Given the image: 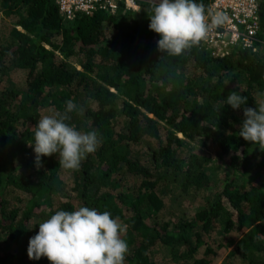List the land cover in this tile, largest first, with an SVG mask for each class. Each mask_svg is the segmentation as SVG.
Wrapping results in <instances>:
<instances>
[{
	"label": "trees",
	"instance_id": "1",
	"mask_svg": "<svg viewBox=\"0 0 264 264\" xmlns=\"http://www.w3.org/2000/svg\"><path fill=\"white\" fill-rule=\"evenodd\" d=\"M137 2L70 19L55 0H0L11 37L0 31V264H51L29 259V239L56 211L81 206L119 217L124 264H154L156 250L162 264H215L234 242L225 264H264V149L239 136L244 107L264 95V0L257 53L225 58L202 40L161 53L152 0ZM196 2L208 10L210 0ZM230 92L247 104L234 110ZM69 99L84 111L67 123L95 130L100 146L78 169L59 167L58 153L38 169L35 126ZM200 197L205 206L186 218L182 202Z\"/></svg>",
	"mask_w": 264,
	"mask_h": 264
},
{
	"label": "clouds",
	"instance_id": "2",
	"mask_svg": "<svg viewBox=\"0 0 264 264\" xmlns=\"http://www.w3.org/2000/svg\"><path fill=\"white\" fill-rule=\"evenodd\" d=\"M140 10V9H139ZM149 29L160 36L158 50L167 56H180L205 38L209 28L222 22L214 16L206 22L205 6L196 0H152ZM248 97L230 92L226 104L234 110L247 104ZM83 107L71 99L65 101L63 113L44 115L35 126L34 143L37 168L42 158L59 155V167L78 169L88 154L101 143L95 131L81 132L67 121L72 112L83 114ZM239 136L264 149V103L244 107ZM125 227L109 211L81 206L75 211L58 210L39 224L37 234L29 239L28 257H46L51 264H124L129 251L121 238Z\"/></svg>",
	"mask_w": 264,
	"mask_h": 264
},
{
	"label": "built area",
	"instance_id": "3",
	"mask_svg": "<svg viewBox=\"0 0 264 264\" xmlns=\"http://www.w3.org/2000/svg\"><path fill=\"white\" fill-rule=\"evenodd\" d=\"M123 0H55L68 18L77 13L94 14L109 12L117 14ZM127 10L138 11L137 0H124ZM260 0H210L205 12L206 22L211 25L214 16L219 14L221 23L211 26L202 42L214 58H225L237 50L257 53L261 40L259 17Z\"/></svg>",
	"mask_w": 264,
	"mask_h": 264
},
{
	"label": "rangeland",
	"instance_id": "4",
	"mask_svg": "<svg viewBox=\"0 0 264 264\" xmlns=\"http://www.w3.org/2000/svg\"><path fill=\"white\" fill-rule=\"evenodd\" d=\"M10 24L7 21L1 22L0 23V31H2L3 33H5V35L8 36V41H11V37L10 35H8L9 31L7 28H2L3 26H9ZM19 75H21V73H13L10 76H12V81H14L15 83L19 84L20 80H19ZM257 96V95H256ZM264 103V95H262V93L258 94V97L255 98V105H259ZM44 115H52V114H44ZM43 115V116H44ZM118 130L120 131V127L118 128ZM200 148V147H199ZM65 174L61 177L62 181L66 182L67 184H70L72 186V181H70L71 178V174L67 171L64 172ZM243 183V181H242ZM204 198L200 197L196 200H193L192 202H186L183 203L184 209L186 208V212H185V217L186 218H191L193 217L197 211H199L202 207L205 206V203L203 202ZM14 204H16L14 202ZM17 207L20 209V206L17 205ZM229 207V206H227ZM168 219H170V217H168ZM236 247V243L234 242V244L227 250H222L220 251V255L218 257V259L215 261V264H225L227 256L229 254V252H231L232 250H234V248ZM156 258L153 259L154 264H162V262H169V259H164L163 256L165 255L162 251L160 250H156ZM165 260V261H164ZM236 264H238V261H236Z\"/></svg>",
	"mask_w": 264,
	"mask_h": 264
}]
</instances>
